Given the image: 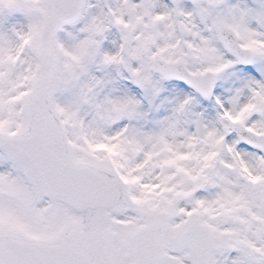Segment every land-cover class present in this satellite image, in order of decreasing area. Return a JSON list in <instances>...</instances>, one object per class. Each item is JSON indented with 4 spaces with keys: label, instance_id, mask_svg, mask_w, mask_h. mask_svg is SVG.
Returning a JSON list of instances; mask_svg holds the SVG:
<instances>
[{
    "label": "snow or ice",
    "instance_id": "snow-or-ice-1",
    "mask_svg": "<svg viewBox=\"0 0 264 264\" xmlns=\"http://www.w3.org/2000/svg\"><path fill=\"white\" fill-rule=\"evenodd\" d=\"M0 264H264V0H0Z\"/></svg>",
    "mask_w": 264,
    "mask_h": 264
}]
</instances>
